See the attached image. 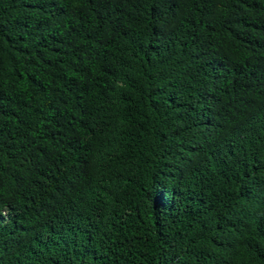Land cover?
Wrapping results in <instances>:
<instances>
[{
  "label": "trees",
  "instance_id": "1",
  "mask_svg": "<svg viewBox=\"0 0 264 264\" xmlns=\"http://www.w3.org/2000/svg\"><path fill=\"white\" fill-rule=\"evenodd\" d=\"M0 264H264V0H0Z\"/></svg>",
  "mask_w": 264,
  "mask_h": 264
}]
</instances>
